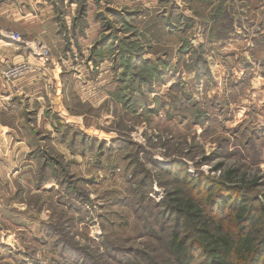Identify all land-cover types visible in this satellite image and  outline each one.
Here are the masks:
<instances>
[{
	"label": "rangeland",
	"instance_id": "obj_1",
	"mask_svg": "<svg viewBox=\"0 0 264 264\" xmlns=\"http://www.w3.org/2000/svg\"><path fill=\"white\" fill-rule=\"evenodd\" d=\"M52 2L54 17L101 8L102 24L86 48L59 19L61 47L32 40L44 65L67 63L55 111L0 100V264H173L155 214L180 187L161 168L211 182L231 169L229 200L264 194V0Z\"/></svg>",
	"mask_w": 264,
	"mask_h": 264
},
{
	"label": "trees",
	"instance_id": "obj_2",
	"mask_svg": "<svg viewBox=\"0 0 264 264\" xmlns=\"http://www.w3.org/2000/svg\"><path fill=\"white\" fill-rule=\"evenodd\" d=\"M196 58L197 64L205 63L202 55ZM138 76L142 75H133L132 81ZM134 88L135 82L131 90ZM179 164L174 162L161 168L178 181L180 188H172L166 193L159 204L160 210L155 214L162 219L159 224L162 230L163 219L167 217L171 221L165 236L168 237L166 248L173 264H264V194L254 199L245 194L229 200L233 194L230 191L234 189L224 179H231L233 170L224 172V181L211 182L201 173L190 179ZM143 177H149V174L146 172ZM140 185L142 188V179ZM144 188L139 192L141 199L147 196L148 189ZM241 188L246 189L247 186ZM146 212L145 208L141 210V213ZM227 215L230 216V223L226 222ZM233 227L236 229L231 230ZM147 228L151 229L152 225H147ZM178 229L179 232L184 230L186 235L178 237ZM188 239L191 240L189 244L186 243Z\"/></svg>",
	"mask_w": 264,
	"mask_h": 264
},
{
	"label": "crops",
	"instance_id": "obj_3",
	"mask_svg": "<svg viewBox=\"0 0 264 264\" xmlns=\"http://www.w3.org/2000/svg\"><path fill=\"white\" fill-rule=\"evenodd\" d=\"M49 1L48 3L47 0H0V71H3L11 63L21 62L32 63L36 68L31 74L10 84L2 79L0 73V100L8 98L15 100L21 106L37 104V107L42 108L45 104H48L49 108H47L55 111L52 104L59 101L65 91L62 74L64 71L63 65L67 64L66 60L57 62L56 59L48 64L49 66L44 65V62L31 55L25 46L4 37V32H16L22 39L28 41L38 39L46 41L49 45L55 42L58 44V46L54 45L56 49L61 47L62 42L61 33L58 28H55V20L57 19L62 21V29L66 30L65 33H68L67 31L71 33L82 31L81 36L78 38V42L81 43H76L81 47H90L98 34L96 27L98 28L102 24L101 21L99 22L101 8H97L95 11L87 8L84 11L78 9L75 11V4L70 3L71 5L67 7V10L65 8V11L54 17L53 6L57 3L53 4L52 0ZM91 32L94 33L91 34ZM55 62L56 64H54ZM73 69L77 71L76 68ZM15 90L21 95H15ZM62 109H64L63 105ZM59 110L58 107L56 112L63 113ZM2 112L0 108V131L3 132L2 137L4 139L5 130L11 125L3 120ZM40 112L42 113V111ZM44 115L46 116V114ZM45 116L43 118L46 122ZM61 116L63 117V115Z\"/></svg>",
	"mask_w": 264,
	"mask_h": 264
},
{
	"label": "built area",
	"instance_id": "obj_4",
	"mask_svg": "<svg viewBox=\"0 0 264 264\" xmlns=\"http://www.w3.org/2000/svg\"><path fill=\"white\" fill-rule=\"evenodd\" d=\"M3 36L18 42L20 44L25 45L29 50L30 53L34 56L39 57V59L43 62H47L49 60V51L46 46L42 43L36 41H28L21 38V36L16 32H4ZM31 66L28 63H13L5 67L1 72L2 78L6 81L13 80L21 75L27 73L30 70Z\"/></svg>",
	"mask_w": 264,
	"mask_h": 264
}]
</instances>
